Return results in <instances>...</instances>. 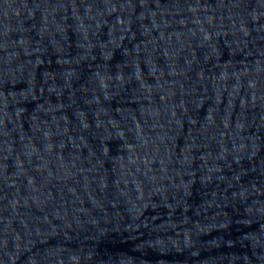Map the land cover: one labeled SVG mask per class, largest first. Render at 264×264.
I'll use <instances>...</instances> for the list:
<instances>
[{"label": "water", "instance_id": "water-1", "mask_svg": "<svg viewBox=\"0 0 264 264\" xmlns=\"http://www.w3.org/2000/svg\"><path fill=\"white\" fill-rule=\"evenodd\" d=\"M0 264H264V0H0Z\"/></svg>", "mask_w": 264, "mask_h": 264}]
</instances>
